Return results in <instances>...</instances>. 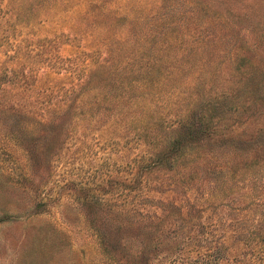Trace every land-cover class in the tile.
<instances>
[{"label": "rangeland", "instance_id": "rangeland-1", "mask_svg": "<svg viewBox=\"0 0 264 264\" xmlns=\"http://www.w3.org/2000/svg\"><path fill=\"white\" fill-rule=\"evenodd\" d=\"M0 264H264V0H0Z\"/></svg>", "mask_w": 264, "mask_h": 264}, {"label": "trees", "instance_id": "trees-1", "mask_svg": "<svg viewBox=\"0 0 264 264\" xmlns=\"http://www.w3.org/2000/svg\"><path fill=\"white\" fill-rule=\"evenodd\" d=\"M180 129H182L181 133L169 142L164 150L156 153V155L151 159L149 167L154 168L168 163L171 158L181 151L186 143L197 138L199 139V137L203 134V130L201 131V129L192 128L190 126H182Z\"/></svg>", "mask_w": 264, "mask_h": 264}]
</instances>
